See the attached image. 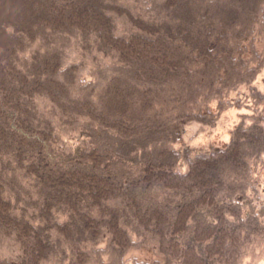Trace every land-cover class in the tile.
<instances>
[{"label":"trees","instance_id":"1","mask_svg":"<svg viewBox=\"0 0 264 264\" xmlns=\"http://www.w3.org/2000/svg\"><path fill=\"white\" fill-rule=\"evenodd\" d=\"M263 5L162 0L164 17L155 19L120 0H0V245L16 243L19 264H89L105 234L106 264H125L142 244L164 257L149 264H241L264 245V211L247 199L264 167V126L242 123L208 153L174 147L196 112L186 110L198 94L195 75L219 62L234 73L232 40L245 35L234 27H248ZM114 14L128 18V32H118ZM72 41L116 59L98 67L95 97L74 95V69L59 76ZM34 45L25 62L20 54ZM38 96L83 137L67 146ZM175 99L181 109L171 114Z\"/></svg>","mask_w":264,"mask_h":264},{"label":"rangeland","instance_id":"2","mask_svg":"<svg viewBox=\"0 0 264 264\" xmlns=\"http://www.w3.org/2000/svg\"><path fill=\"white\" fill-rule=\"evenodd\" d=\"M157 1V5H153V0H120L133 13L155 19L164 17L165 14L159 9L162 0ZM206 1L209 5H215L216 2V0ZM114 17L118 32L121 34L128 32L132 26L128 18L117 14H114ZM236 28L243 29L245 35L232 40L235 57V64L232 63L234 73L229 74L227 64L219 62L214 73L211 72L212 70L204 69L202 75L196 74V78L193 79L194 85L196 82L199 83L198 94L186 110L190 114L196 112L193 113V118L184 122L182 133L174 145L175 149L181 152L188 150L191 156L225 148L230 143L235 129L242 123L246 128L254 121L264 126V5L248 27L237 24L234 29ZM37 48V45L28 48L20 54V58L23 57L25 62L30 61L28 58ZM62 50L60 78L65 81L71 74L69 71L74 69V84L71 87L74 95L77 97L78 93L84 92L95 97L96 93L101 91L100 87L93 86L98 67L110 65L116 59L99 51L97 47L88 50L76 41H72ZM204 65L205 62L198 67ZM251 71L255 73L248 76ZM237 72L246 78H240ZM36 102L42 115L53 122L67 146L83 137L79 128L67 122L68 118L48 98L38 96ZM176 102L178 101L175 99L174 105H171V114L178 112H174L175 109H181L175 108ZM261 165L258 166L259 171L255 173L254 181L250 184L247 193V199L252 200L258 211H264V167ZM188 168L189 163L185 159L177 165V170L180 172H186ZM237 196L241 202L246 200L242 194ZM130 234L134 241L143 240V237L134 232L130 231ZM109 238V235L105 234L91 245L93 256L89 264H106L111 260ZM21 255L22 250L16 243L9 238L3 239L0 245L2 259L9 264H19ZM156 259L162 260L164 257L154 245L142 244L128 251L125 264H149ZM241 264H264V245H257L245 253Z\"/></svg>","mask_w":264,"mask_h":264}]
</instances>
